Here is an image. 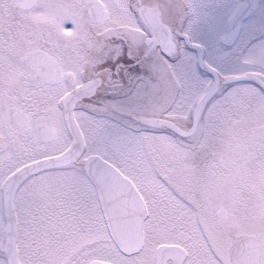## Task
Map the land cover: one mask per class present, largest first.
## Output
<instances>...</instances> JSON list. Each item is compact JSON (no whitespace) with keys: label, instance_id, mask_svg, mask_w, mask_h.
Here are the masks:
<instances>
[{"label":"snow or ice","instance_id":"snow-or-ice-1","mask_svg":"<svg viewBox=\"0 0 264 264\" xmlns=\"http://www.w3.org/2000/svg\"><path fill=\"white\" fill-rule=\"evenodd\" d=\"M0 264H264V0H0Z\"/></svg>","mask_w":264,"mask_h":264}]
</instances>
